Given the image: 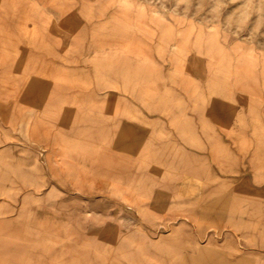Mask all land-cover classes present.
<instances>
[{
  "label": "rangeland",
  "instance_id": "obj_1",
  "mask_svg": "<svg viewBox=\"0 0 264 264\" xmlns=\"http://www.w3.org/2000/svg\"><path fill=\"white\" fill-rule=\"evenodd\" d=\"M117 92L181 163L136 125L96 164ZM0 264H264V0H0Z\"/></svg>",
  "mask_w": 264,
  "mask_h": 264
},
{
  "label": "crops",
  "instance_id": "obj_2",
  "mask_svg": "<svg viewBox=\"0 0 264 264\" xmlns=\"http://www.w3.org/2000/svg\"><path fill=\"white\" fill-rule=\"evenodd\" d=\"M115 109L109 116H104L102 113L95 111L93 119L90 118L87 121L90 130L89 145H94V157L96 164L100 168H117L115 163L119 161H128V154L120 153L116 146H129L134 145V133L136 125L143 127V140L142 145L151 147L155 145H165L166 150L164 162L167 163H181L183 160L182 154L177 151V145L180 143L177 140L176 129L174 126L168 123V118L143 111L138 115L137 122L135 120V114L130 112L129 106L135 104L134 99L128 95L116 94L114 99ZM126 106V107H125ZM133 109V108H131ZM69 110L66 107H60L55 120L52 119L54 129L47 140V150L39 148L29 147V151L32 155H35L39 159L41 154L45 153L46 159H49L51 153H60L64 150L65 144L68 143V128L69 119L66 113ZM86 127V126H85ZM164 133V137L159 136L158 133ZM93 140V142H92ZM35 146V145H34ZM179 153V154H178ZM192 151L190 152V154ZM49 155V156H48ZM51 157V156H50ZM194 158L191 155V160ZM63 161L64 158H62ZM190 160V161H191ZM196 160V159H195ZM103 161L109 164H103ZM193 162V161H191ZM165 168H181L182 165H167Z\"/></svg>",
  "mask_w": 264,
  "mask_h": 264
}]
</instances>
